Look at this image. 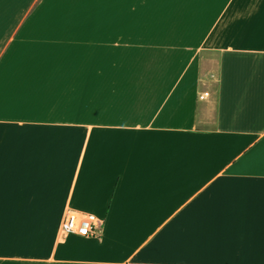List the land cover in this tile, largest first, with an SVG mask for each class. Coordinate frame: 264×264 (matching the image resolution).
I'll list each match as a JSON object with an SVG mask.
<instances>
[{"label": "crops", "instance_id": "1", "mask_svg": "<svg viewBox=\"0 0 264 264\" xmlns=\"http://www.w3.org/2000/svg\"><path fill=\"white\" fill-rule=\"evenodd\" d=\"M209 2L0 0V264H264V0Z\"/></svg>", "mask_w": 264, "mask_h": 264}, {"label": "rangeland", "instance_id": "2", "mask_svg": "<svg viewBox=\"0 0 264 264\" xmlns=\"http://www.w3.org/2000/svg\"><path fill=\"white\" fill-rule=\"evenodd\" d=\"M189 1L191 0H164L163 9L156 11L154 9L149 8V17L159 18V20L163 21L162 25L149 26V28H156L162 31L164 35H169L170 37L173 38L177 36H179L180 38L183 37L188 38L194 36V30L203 27V26H199L200 24H198V22H201L204 16L203 6L197 8L196 10H193V8L189 4ZM193 1H195V4L191 3L193 6L201 5L205 1H207V5H208V0H193ZM222 1L223 0H210L209 4L211 3L212 4L211 7L213 8L219 5V3H221ZM213 59L216 60V57H214ZM214 60L210 67L212 69L211 71L217 70V64H216L217 60L216 62ZM69 209L82 211L75 208H69Z\"/></svg>", "mask_w": 264, "mask_h": 264}, {"label": "built area", "instance_id": "3", "mask_svg": "<svg viewBox=\"0 0 264 264\" xmlns=\"http://www.w3.org/2000/svg\"><path fill=\"white\" fill-rule=\"evenodd\" d=\"M210 95L204 92L200 99H205ZM103 220L95 214L69 209L62 220L61 232L65 235H76L80 237H98L101 235Z\"/></svg>", "mask_w": 264, "mask_h": 264}]
</instances>
